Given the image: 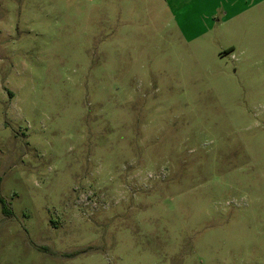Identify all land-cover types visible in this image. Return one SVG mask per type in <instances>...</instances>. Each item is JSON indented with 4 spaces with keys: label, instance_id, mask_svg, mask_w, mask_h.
<instances>
[{
    "label": "rangeland",
    "instance_id": "obj_1",
    "mask_svg": "<svg viewBox=\"0 0 264 264\" xmlns=\"http://www.w3.org/2000/svg\"><path fill=\"white\" fill-rule=\"evenodd\" d=\"M170 5L0 0V264H264V14Z\"/></svg>",
    "mask_w": 264,
    "mask_h": 264
},
{
    "label": "crops",
    "instance_id": "obj_2",
    "mask_svg": "<svg viewBox=\"0 0 264 264\" xmlns=\"http://www.w3.org/2000/svg\"><path fill=\"white\" fill-rule=\"evenodd\" d=\"M171 1L173 4H176L180 16L179 19L185 25H188V21L192 22L189 17L191 15L190 13L193 11L197 12L199 8L207 13L206 17H209V21H214V23L216 22L221 25L229 21V19H239L238 22L241 25L242 21L247 22L250 20L249 16H244L248 12L258 14V16L264 14V0H165L169 7L171 6ZM220 11L222 13V21L216 18ZM185 27L187 30L181 33L185 39L190 41L189 43H193L196 39L204 37V34L210 31L203 30L198 32L191 30V28L195 29L197 27L196 24L192 25V27ZM238 28L240 29V27ZM231 30H233V27ZM229 46L231 50L239 51L240 54H243L246 50L244 44L237 40L232 41Z\"/></svg>",
    "mask_w": 264,
    "mask_h": 264
},
{
    "label": "trees",
    "instance_id": "obj_3",
    "mask_svg": "<svg viewBox=\"0 0 264 264\" xmlns=\"http://www.w3.org/2000/svg\"><path fill=\"white\" fill-rule=\"evenodd\" d=\"M0 202L2 203V212L5 216L12 217L13 216V211L9 207V205L6 203V201L0 197Z\"/></svg>",
    "mask_w": 264,
    "mask_h": 264
}]
</instances>
